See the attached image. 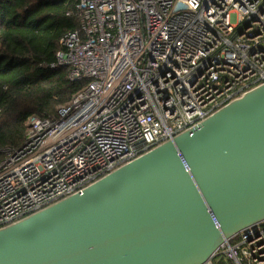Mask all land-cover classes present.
Listing matches in <instances>:
<instances>
[{"label": "built area", "instance_id": "built-area-1", "mask_svg": "<svg viewBox=\"0 0 264 264\" xmlns=\"http://www.w3.org/2000/svg\"><path fill=\"white\" fill-rule=\"evenodd\" d=\"M50 67L90 78L0 162V227L80 192L264 82V0H79ZM264 264V220L215 256ZM212 257V258H213ZM212 258L207 264H216Z\"/></svg>", "mask_w": 264, "mask_h": 264}, {"label": "water", "instance_id": "water-1", "mask_svg": "<svg viewBox=\"0 0 264 264\" xmlns=\"http://www.w3.org/2000/svg\"><path fill=\"white\" fill-rule=\"evenodd\" d=\"M264 220V82L0 227V264H207Z\"/></svg>", "mask_w": 264, "mask_h": 264}, {"label": "trees", "instance_id": "trees-1", "mask_svg": "<svg viewBox=\"0 0 264 264\" xmlns=\"http://www.w3.org/2000/svg\"><path fill=\"white\" fill-rule=\"evenodd\" d=\"M78 1L0 0V162L4 149L23 145L30 117L56 114L90 81L49 66L62 36L79 28ZM212 261L233 264L224 255Z\"/></svg>", "mask_w": 264, "mask_h": 264}]
</instances>
